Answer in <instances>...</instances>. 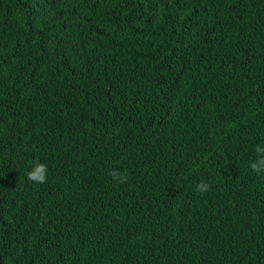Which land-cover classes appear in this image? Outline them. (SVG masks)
Listing matches in <instances>:
<instances>
[{
	"label": "trees",
	"instance_id": "16d2710c",
	"mask_svg": "<svg viewBox=\"0 0 264 264\" xmlns=\"http://www.w3.org/2000/svg\"><path fill=\"white\" fill-rule=\"evenodd\" d=\"M257 146L264 0H0V264H264Z\"/></svg>",
	"mask_w": 264,
	"mask_h": 264
},
{
	"label": "clouds",
	"instance_id": "9594fccd",
	"mask_svg": "<svg viewBox=\"0 0 264 264\" xmlns=\"http://www.w3.org/2000/svg\"><path fill=\"white\" fill-rule=\"evenodd\" d=\"M255 152L257 153V160L250 164V168L257 173L264 172V149L257 146ZM111 175L114 179H117L119 183H125L127 181V177L124 174L112 172ZM27 178L36 183H45L47 181V166L39 163L35 164L33 169L28 172ZM206 188L207 185L203 183L197 185V190L199 191H203Z\"/></svg>",
	"mask_w": 264,
	"mask_h": 264
}]
</instances>
